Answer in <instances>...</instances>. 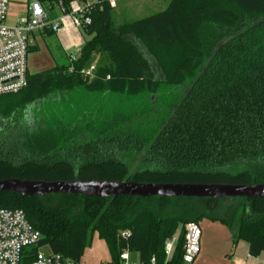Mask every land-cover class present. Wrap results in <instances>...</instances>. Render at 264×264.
Returning <instances> with one entry per match:
<instances>
[{"label": "trees", "instance_id": "16d2710c", "mask_svg": "<svg viewBox=\"0 0 264 264\" xmlns=\"http://www.w3.org/2000/svg\"><path fill=\"white\" fill-rule=\"evenodd\" d=\"M38 1L64 13L82 1L91 37L75 60L0 96V140L11 133L15 144V125L24 129L12 153L0 147V179L264 183V0H169L119 24L109 0ZM0 208L22 209L38 246L77 263L96 233L108 262L127 249L182 264L183 228L167 261L164 241L204 218L264 250V198L0 192Z\"/></svg>", "mask_w": 264, "mask_h": 264}, {"label": "built area", "instance_id": "2783aa9c", "mask_svg": "<svg viewBox=\"0 0 264 264\" xmlns=\"http://www.w3.org/2000/svg\"><path fill=\"white\" fill-rule=\"evenodd\" d=\"M11 1L0 0V96L19 92L27 85L30 34L43 28L58 32L63 25L62 18L50 21L44 5L38 0H31L26 13L15 23H9ZM85 11L84 6L70 11L76 25L85 26L89 23V17L84 15ZM76 58L77 56L69 55L70 61ZM91 69H87L86 74L93 77ZM184 230L182 264H192L200 252L201 231L198 223L192 221L187 222ZM127 234V231L121 232L123 237ZM40 238V232L29 223L22 209L0 208V264H78L38 246ZM176 244L175 234L164 241L165 261L173 255ZM31 247L35 248L29 250ZM133 254L127 249L122 250L116 262L106 264H158L155 256L143 262L138 256L134 258ZM25 258L28 261L25 262Z\"/></svg>", "mask_w": 264, "mask_h": 264}, {"label": "rangeland", "instance_id": "374dc122", "mask_svg": "<svg viewBox=\"0 0 264 264\" xmlns=\"http://www.w3.org/2000/svg\"><path fill=\"white\" fill-rule=\"evenodd\" d=\"M12 0L9 5V13L12 14H21L24 9V4H28L27 0ZM110 4L113 6V19L115 24H119L124 21H130L133 19L145 17L157 11H160L169 3V0H109ZM59 12L63 16V30L61 35L59 33H54L53 35H47L42 41V46L37 51V58H41L43 61H47L46 57L48 58L49 52L59 56L63 55H73L78 56L79 51L82 47V44L85 40L91 37V34L88 33L87 30L83 28L82 25H76L72 15L70 13H64L60 11V9L55 6V13ZM20 17V16H19ZM67 56H64L63 59L65 64H68L70 60ZM56 62L54 68L60 67L62 60ZM60 64V65H59ZM92 67H89L91 69ZM78 98V97H77ZM75 99V98H74ZM94 99L87 100L88 102H84L85 105L89 103H93ZM78 103L82 104L83 101L78 100ZM57 111L60 108L59 104H55ZM62 109V108H61ZM61 112V110H60ZM54 114L53 119L57 118L60 114ZM23 119V118H22ZM20 120V119H19ZM20 133H17L16 137H14L15 144H12L10 141L13 134L7 133L5 137H2L0 140V147L2 151L12 153L14 148L18 147V139L21 138L22 133L24 132L23 125L21 123L15 125ZM235 203L232 199H221V206L213 213L214 216H225L228 212L230 206ZM202 220V219H201ZM198 221V225L200 227V231L204 230L206 221ZM186 223L179 224L176 230V237L178 239V235L180 230L185 231ZM47 249V248H46ZM136 253L133 254V257H136ZM132 257V256H131ZM108 250L106 247L105 242L100 239L96 233L92 235V238L89 244L86 246L83 255L80 258L79 264H106L108 262Z\"/></svg>", "mask_w": 264, "mask_h": 264}, {"label": "water", "instance_id": "95a60500", "mask_svg": "<svg viewBox=\"0 0 264 264\" xmlns=\"http://www.w3.org/2000/svg\"><path fill=\"white\" fill-rule=\"evenodd\" d=\"M0 192L20 195H47L50 193L82 194L94 197L110 196H164V197H245L264 198V183L256 184H204V183H158L121 182L106 180L45 181L19 178L0 179Z\"/></svg>", "mask_w": 264, "mask_h": 264}, {"label": "crops", "instance_id": "0c3cea01", "mask_svg": "<svg viewBox=\"0 0 264 264\" xmlns=\"http://www.w3.org/2000/svg\"><path fill=\"white\" fill-rule=\"evenodd\" d=\"M27 1V0H26ZM25 1V2H26ZM31 0L27 1L29 3ZM94 0H85L86 3ZM29 4H24V9L21 14L8 13V22L15 23L18 21L19 16L26 13ZM82 1H74L71 3V12L78 10L80 7L85 6ZM46 6V5H45ZM44 6V7H45ZM57 6L60 11H63L60 5ZM55 6H46L48 19L57 20L63 19L59 12L55 13ZM71 12H69L71 14ZM63 27L58 32L51 33L49 28L37 29L30 34V46L27 57V72L29 74L38 73L41 71L54 68L56 62L67 55L59 56L49 52L47 61H43L40 57L37 58V51L42 46L47 35L61 32ZM84 43V42H83ZM68 57V56H67ZM62 60V59H61ZM206 221L204 230H201L200 236V252L196 256L192 264H264V250L258 254H252L250 251V243L245 239L234 241V229L224 224L218 219L204 218L201 220ZM109 258V254H108ZM137 258V255L136 257ZM109 260V259H108ZM79 264V263H78Z\"/></svg>", "mask_w": 264, "mask_h": 264}]
</instances>
